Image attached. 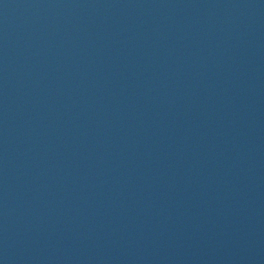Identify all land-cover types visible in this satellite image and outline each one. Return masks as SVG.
Instances as JSON below:
<instances>
[{
    "label": "water",
    "instance_id": "obj_1",
    "mask_svg": "<svg viewBox=\"0 0 264 264\" xmlns=\"http://www.w3.org/2000/svg\"><path fill=\"white\" fill-rule=\"evenodd\" d=\"M0 264H264V0H0Z\"/></svg>",
    "mask_w": 264,
    "mask_h": 264
}]
</instances>
